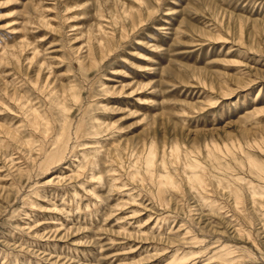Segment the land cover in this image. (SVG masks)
Instances as JSON below:
<instances>
[{
	"label": "rangeland",
	"instance_id": "374dc122",
	"mask_svg": "<svg viewBox=\"0 0 264 264\" xmlns=\"http://www.w3.org/2000/svg\"><path fill=\"white\" fill-rule=\"evenodd\" d=\"M34 107L54 126L27 129ZM248 156L264 165V0H0V264H264Z\"/></svg>",
	"mask_w": 264,
	"mask_h": 264
},
{
	"label": "bare ground",
	"instance_id": "6f19581e",
	"mask_svg": "<svg viewBox=\"0 0 264 264\" xmlns=\"http://www.w3.org/2000/svg\"><path fill=\"white\" fill-rule=\"evenodd\" d=\"M138 1V0H137ZM136 2V1H135ZM139 2H141V1H139ZM139 2H138V4H139ZM143 2V1H142ZM141 2V3H142ZM144 2H146V0H144ZM143 4V3H142ZM144 4H146V6H147V3H144ZM134 5H136V3L134 4ZM140 5V4H139ZM142 6V5H141ZM143 7V6H142ZM135 8H137V7H135ZM135 8H133V9H130V10H133L134 11V9ZM141 9V8H140ZM103 10V9H102ZM138 10V9H137ZM145 10H146V8H145ZM147 10H148V8H147ZM135 11H136V9H135ZM149 11V10H148ZM105 12V11H104ZM147 12V11H146ZM151 12V11H150ZM131 13V12H130ZM138 13V12H137ZM137 13H135V15H134V17H136V14ZM152 13V12H151ZM151 13H149V15H148V17L151 15ZM100 14V13H99ZM101 14H102V11H101ZM132 14H134V13H132ZM138 16V15H137ZM152 16V15H151ZM101 17V16H100ZM128 16L126 15V17L125 18H127ZM66 17L64 16V19H65ZM130 18V17H129ZM128 18V19H129ZM144 18V17H143ZM146 18V17H145ZM102 20L104 19V18H101ZM132 19V18H131ZM136 19V18H135ZM149 19V18H148ZM105 21V20H104ZM109 21V20H108ZM129 22V21H128ZM133 22V21H132ZM110 23H111V21H110ZM130 24V23H129ZM141 24V23H140ZM102 25V24H101ZM112 25V24H111ZM102 27V26H101ZM105 28V27H104ZM102 29H103V27H102ZM104 30V29H103ZM106 31V30H105ZM102 33V32H101ZM93 35V34H92ZM94 36V35H93ZM96 37V36H95ZM88 38V37H87ZM90 38H91V36H90ZM93 38V37H92ZM92 38H91V40H92ZM98 38H100V36L98 37ZM96 39V38H95ZM101 39V38H100ZM99 39V40H100ZM88 40V39H87ZM116 40V39H115ZM96 41V40H95ZM98 41V40H97ZM91 42V41H90ZM86 43H88V42H86ZM86 43H85V45H86ZM103 43V42H102ZM25 45V44H24ZM88 45V44H87ZM96 45H98V44H96ZM22 46V45H21ZM83 46V45H82ZM81 46V47H82ZM88 46H91V45H88ZM24 47V46H23ZM87 48V47H86ZM96 48V47H95ZM20 49V48H19ZM22 49V48H21ZM26 49V48H25ZM82 49V48H81ZM89 48H87V51H89L88 50ZM85 51V50H84ZM86 51V52H87ZM93 52H94V50H93ZM92 52V48H90V51L88 52V58H90L91 59V61L93 62V64H95L94 62H95V60H96V57H95V54ZM36 53V52H35ZM34 53V54H35ZM101 54V53H100ZM112 55V54H111ZM37 56V55H36ZM34 57H35V55H34ZM34 57L33 58H31L30 59V62L34 59ZM109 58V57H108ZM104 59H106V58H104ZM27 60H29L28 58H27ZM71 60V59H70ZM78 60H79V58H78ZM38 61V60H37ZM18 62V61H17ZM35 62V61H34ZM65 62V61H64ZM41 63V62H40ZM61 63V62H60ZM79 63H80V61H79ZM62 64H63V62H62ZM40 65V64H39ZM45 65V64H44ZM70 65V64H69ZM42 68V67H41ZM69 69H70V67H69ZM41 71H42V69H41ZM46 71V70H45ZM70 71V70H69ZM68 71V72H69ZM49 72V71H48ZM39 73V72H38ZM37 73V74H38ZM49 74V73H48ZM44 76H46V75H44ZM37 77V76H36ZM48 77V76H47ZM46 77V78H47ZM50 78V77H49ZM37 80H39V78L37 79ZM49 80V79H48ZM22 81V80H21ZM27 82V81H26ZM50 82V81H49ZM28 83V82H27ZM38 83V82H37ZM52 83V82H51ZM72 83V82H71ZM21 84V83H20ZM29 84V83H28ZM33 84V83H32ZM35 85H36V83H35ZM70 86V83H68L67 84V86ZM73 85H75V84H73ZM22 86H23V84H22ZM49 86V85H48ZM25 87V86H24ZM23 87V88H24ZM33 87V86H32ZM38 87V86H37ZM22 88V89H23ZM34 88V87H33ZM40 88H41V86H40ZM39 88V90H41ZM64 88V87H63ZM71 88H74V87H72L71 86ZM70 88V89H71ZM43 89V88H42ZM67 89L69 90V88L67 87ZM74 89H76V87L74 88ZM33 90V89H32ZM44 90V89H43ZM62 89H60V91H61ZM65 90V89H64ZM23 91V90H22ZM35 91V90H34ZM54 91H55V89H54ZM53 91V92H54ZM74 91V90H73ZM71 92L72 94V99H73V101H78L79 100V98H80V95L79 94H77L76 93V91L75 92ZM35 92H37V91H35ZM52 92V91H51ZM65 92V91H64ZM67 92V91H66ZM39 93V92H38ZM4 95H5V93H3ZM37 94V93H36ZM55 94V93H54ZM24 95H26V93L24 94ZM43 96H44V91H43ZM54 96V95H53ZM51 97H52V95H51ZM56 97V96H55ZM64 97V96H63ZM66 97V96H65ZM26 98V97H25ZM43 98V97H42ZM49 98H50V96H49ZM68 98V97H67ZM32 99V98H31ZM45 99V98H44ZM55 99V98H54ZM21 100H22V97H21ZM27 100H28V98H27ZM33 100V99H32ZM57 100H58V98H57ZM62 100H64V99H62ZM44 101V100H43ZM47 101V100H46ZM66 101H68V100H66ZM65 101V102H66ZM16 102V101H15ZM28 102V101H27ZM30 102V101H29ZM50 102V101H49ZM61 102V101H60ZM65 102L61 105V108L60 109H62L63 111H65L67 108L65 107ZM32 103H34V102H32ZM44 103H45V101H44ZM51 103V102H50ZM67 103V102H66ZM31 104V103H30ZM61 104V103H60ZM79 104V103H78ZM36 105V104H35ZM66 105H68V104H66ZM34 106V105H33ZM45 106V105H44ZM48 106V105H47ZM24 107H25V105H24ZM27 107V106H26ZM40 107V106H39ZM48 107H50V104H49V106ZM56 107H58L57 105H56ZM70 107V106H69ZM84 107V106H83ZM3 108H4V106H3ZM21 108V107H20ZM43 108V107H42ZM45 108H47L46 106H45ZM81 108V107H80ZM56 109V108H55ZM59 109V110H60ZM27 110V109H26ZM42 110V109H41ZM46 110V109H45ZM52 110V109H51ZM56 111V110H55ZM57 112V111H56ZM53 113V112H52ZM51 113V114H52ZM50 114V116H52ZM71 114V113H70ZM84 114V113H83ZM16 115V114H15ZM55 115H53V118H55L54 117ZM57 117V116H56ZM83 120H84V118H82ZM50 119L48 118V116H47V113L46 112H44V111H40V110H38V109H36L35 107L34 108H32V109H29V114H28V122L30 123V125L31 126H26V128L27 127H31V129H33L32 127H34V129H36L37 130V128L38 127H42L43 129L42 130H44V129H48V128H51V126H50V124H49V121ZM69 120V119H68ZM56 121V120H55ZM71 122H73L72 120H70ZM70 121H68V122H70ZM67 122V123H68ZM81 122H79V124H80ZM84 123V122H83ZM53 124V126H54V124L55 123H52ZM78 124V125H79ZM82 124V123H81ZM81 124H80V126H81ZM28 125V124H27ZM69 125V124H68ZM50 126V127H49ZM52 126V127H53ZM62 126V125H61ZM72 126V125H71ZM77 126V125H76ZM57 128V127H56ZM28 129V128H27ZM41 129V128H40ZM76 129V128H75ZM74 129V130H75ZM35 130V131H36ZM45 130V131H46ZM59 130V129H58ZM44 131V132H45ZM54 131V130H53ZM34 132V131H33ZM40 132H41V130H40ZM43 132V131H42ZM8 133V132H7ZM48 133L50 134V132L48 131ZM52 133V132H51ZM58 132L56 131V134H57ZM60 133V132H59ZM79 133H81V132H79ZM13 134V133H12ZM37 134V133H36ZM41 134V133H40ZM8 135H10V131H9V134ZM25 135V134H24ZM35 135V134H34ZM42 135V134H41ZM40 135V136H41ZM44 135H47L46 133L44 134ZM50 135H52V134H50ZM50 135H48V136H50ZM11 136H13V135H11ZM29 136H30V134H29ZM36 136V135H35ZM43 136V135H42ZM79 136V135H78ZM34 137V136H33ZM38 137V136H37ZM53 137V136H52ZM72 137H74V135L72 136ZM23 138V137H22ZM45 138V137H44ZM44 138H42V140H44ZM75 138H78V137H75ZM79 138H81L80 136H79ZM79 138H78V140H79ZM83 138V137H82ZM85 138V137H84ZM25 139V138H24ZM51 139V138H50ZM68 139H69V133H68V130L66 129V128H63V131H61V133L60 134H58V136L56 137L55 136V138L53 139V143L55 144L53 147V149L49 152V151H43L44 152V155H43V158H41L42 160H41V162H40V166L41 167H44V168H47L48 166H50V164H52V163H59V160L62 162L63 160H61V158H63L62 156H63V154H64V151H65V149H66V147H67V141H68ZM86 139V138H85ZM36 139H34V141H35ZM48 140V139H47ZM71 140H73V139H71ZM33 141V142H34ZM37 141V140H36ZM35 141V142H36ZM45 141V140H44ZM82 141H84V139H82ZM23 142V141H22ZM28 142V141H27ZM35 142L34 143H32V140H31V142H29V144H35ZM37 142H39V141H37ZM41 142H43V141H41ZM70 141H68V143H69ZM24 143V142H23ZM45 144H46V142H44ZM44 143H42V144H44ZM48 143H49V141H47V145H48ZM51 143V142H50ZM38 144V143H37ZM78 144V143H77ZM90 145H92L91 144V142H90ZM29 146V145H28ZM31 146V145H30ZM35 146V145H34ZM41 146V145H40ZM45 146V145H44ZM69 146V145H68ZM78 146V145H77ZM52 147V146H51ZM72 147V146H71ZM75 147V146H74ZM32 148H33V146H32ZM40 148H43V146L42 147H40ZM69 148V147H68ZM155 148V147H154ZM154 148L153 147H151L150 148V151H149V154H148V156H147V167L148 168H150L151 169V167L154 165V163H155V150H154ZM71 149V148H70ZM74 149H76V148H74ZM99 148H97V149H95L96 151L98 150ZM179 148H175L174 150H172V153L174 154V156L176 155V156H178V150ZM40 150V149H39ZM38 150V151H39ZM42 150V149H41ZM40 150V153H42V151ZM43 150H44V148H43ZM157 151V150H156ZM211 153V152H210ZM85 154H86V152H85ZM98 153H96V155H97ZM216 154V153H215ZM95 155V156H96ZM212 155V157H213V154H211ZM42 156V155H41ZM65 156V155H64ZM86 156V155H85ZM158 156V155H157ZM171 156H173L172 154H171ZM175 156V158L177 159V157ZM180 156V155H179ZM87 157V156H86ZM90 157V156H89ZM249 157V156H248ZM65 158V157H64ZM98 158V157H97ZM157 158V157H156ZM181 158V157H180ZM179 158V159H180ZM88 159V158H87ZM213 159V158H212ZM58 161V162H57ZM162 161H164V160H162ZM161 161V163H163ZM248 161H249V164H250V166H251V168L252 169H255V170H259L260 171V173H259V175L261 174V176L263 175L264 176V165L263 164H261L260 162H258L257 160H255V159H253V157L251 158V157H249L248 158ZM93 162V161H92ZM98 162V161H97ZM96 162V163H97ZM189 163H191V162H189ZM193 163V162H192ZM187 164V163H186ZM94 165V164H93ZM165 165V164H164ZM164 165H160V167L161 166H163V168L164 167H166V165L164 166ZM188 165V164H187ZM197 165H198V163H197ZM197 165H195V166H197ZM95 166V165H94ZM155 166V165H154ZM189 167H191V168H195L194 167V165L193 166H191V165H188ZM188 166H186V168L188 169L189 167ZM199 166V165H198ZM197 166V167H198ZM40 167V168H41ZM185 167V166H184ZM49 168V167H48ZM153 168V167H152ZM190 168V169H191ZM200 168H202L201 166H200ZM43 169V168H42ZM150 169H147V172H150L149 170ZM186 169V170H187ZM193 169H191V172L193 171ZM41 170V169H40ZM48 170V169H47ZM196 170H198V168L196 169ZM202 170V169H201ZM200 170V171H201ZM187 171H189V170H187ZM186 171V172H187ZM199 171V170H198ZM204 170H202L201 172H199L200 174H198L197 172L194 174V175H192L191 177H189V179H186V180H189V182L193 185V186H196L197 185V187L199 186V187H201L202 186V183H203V180H202V178H203V176L205 175L204 173L206 172H203ZM151 172H152V170H151ZM203 172V173H202ZM153 173V172H152ZM151 173V174H152ZM193 173V172H192ZM150 174V173H149ZM154 174V173H153ZM164 174H165V172H164ZM188 174V173H187ZM191 174V173H190ZM201 174H203V176L201 175ZM93 175V174H92ZM169 175V174H168ZM168 175H163L162 177H160V178H158L159 180L157 181V183H158V186H159V189L157 188V190H158V196H159V199H160V201L161 200H164L163 199V197H164V194H162V193H164L163 191L165 190L164 188V186H175V181H174V179H172L170 176H168ZM186 177H188V175L186 176ZM185 177V178H186ZM94 178V177H93ZM93 178H92V180H93ZM116 178V177H115ZM120 178V177H119ZM263 178V177H262ZM95 179V178H94ZM100 179V178H99ZM118 179V178H117ZM130 179H131V177H130ZM203 179H205L206 180V178H203ZM95 180H97V179H95ZM117 181V180H116ZM205 182V181H204ZM206 183V182H205ZM205 183H203V185L205 184ZM118 184V183H117ZM207 184V183H206ZM204 185L205 187H207V185ZM249 184H251V183H249ZM190 185V184H189ZM252 185V184H251ZM157 186V185H156ZM173 186V188H175ZM253 186V185H252ZM260 186H263V185H260ZM116 187H117V185H116ZM162 187H164V188H162ZM171 187H169L170 189H172ZM203 187V186H202ZM119 188V187H118ZM204 188V187H203ZM209 188V187H208ZM257 188H258V186H257ZM168 189V188H167ZM207 189V188H206ZM205 188L203 189V191L204 190H206ZM163 190V191H162ZM173 190V189H172ZM198 190V189H197ZM197 190H195V191H197ZM200 190H202L201 188H200ZM199 190V191H200ZM208 190V189H207ZM261 191L263 190V189H260ZM168 192L170 191V190H167ZM191 191H193V190H191ZM166 192V191H165ZM201 192V191H200ZM199 192V193H200ZM206 192V191H205ZM256 192H258V191H256ZM197 193V192H196ZM199 193H197V194H199ZM255 193V192H254ZM157 194H156V196H157ZM204 194V193H203ZM166 195V194H165ZM199 195H201V193L199 194ZM158 196H157V198H158ZM204 198V197H203ZM241 198H243L242 196H241ZM254 198V197H253ZM208 199V198H207ZM206 199V200H207ZM242 200V199H241ZM161 203V202H160ZM210 203H208V205H209ZM211 205V204H210ZM256 205V204H255ZM213 206V205H212ZM214 208V207H213ZM166 220H167V218H165ZM160 220V219H159ZM164 220V219H163ZM166 222V221H165ZM188 235V234H187ZM202 243V242H201ZM220 243V242H219ZM222 247V246H221ZM220 250V249H219ZM223 251V250H222ZM221 252V251H220ZM232 252V251H231ZM216 254V253H215ZM217 255V254H216ZM224 255V254H223ZM184 256V255H183ZM183 256H179L178 255V257L177 258H175L174 259V261H175V263H178V264H180V263H182V264H184V262L185 261H187L188 262V260H186V259H188V258H186L185 259V257H183ZM222 256V255H221ZM226 256V255H225ZM171 257V256H170ZM175 257V256H174ZM218 257H219V255H218ZM217 257V258H218ZM223 257V256H222ZM226 257H229L228 255L226 256ZM221 258V257H220ZM196 259V258H195ZM219 259V258H218ZM222 259V258H221ZM171 260V259H170ZM179 260H181L180 262H179ZM172 261V260H171ZM224 261V260H223ZM226 261H227V259H226ZM186 262V263H187ZM193 261H191V263H192ZM222 262V261H221ZM234 262V261H233ZM241 262V261H240ZM171 263V262H170ZM190 263V264H191ZM208 263V262H207ZM220 263V262H219ZM206 264V263H205Z\"/></svg>",
	"mask_w": 264,
	"mask_h": 264
}]
</instances>
